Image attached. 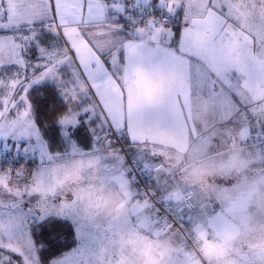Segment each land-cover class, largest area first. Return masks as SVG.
Segmentation results:
<instances>
[{
    "label": "snow or ice",
    "instance_id": "snow-or-ice-1",
    "mask_svg": "<svg viewBox=\"0 0 264 264\" xmlns=\"http://www.w3.org/2000/svg\"><path fill=\"white\" fill-rule=\"evenodd\" d=\"M45 79L62 152L29 98ZM82 114L87 148L68 131ZM9 140L36 164L0 169V264H264V0H0ZM64 221L75 242L46 256L34 226L66 240Z\"/></svg>",
    "mask_w": 264,
    "mask_h": 264
},
{
    "label": "trees",
    "instance_id": "trees-1",
    "mask_svg": "<svg viewBox=\"0 0 264 264\" xmlns=\"http://www.w3.org/2000/svg\"><path fill=\"white\" fill-rule=\"evenodd\" d=\"M29 98L34 106L37 123L41 129L42 136L47 141L51 150L62 151L64 149L65 138L60 131V125L56 122V114L63 110V98L57 90L56 86H52L47 82L32 85L29 89ZM83 131V128H82ZM84 136H89L88 128L85 126ZM83 140L81 136L77 141ZM127 142L126 140H124ZM128 144V142H127ZM130 147V146H129ZM7 162V161H6ZM19 165L26 164L23 161H16ZM2 168H6L5 164H1ZM27 165V164H26ZM66 240H54L50 238V234L46 228L39 225L34 226L33 237L37 244L43 245L41 252L46 256L48 254H58L61 250H66L75 241L72 239V225L68 221H64L63 229Z\"/></svg>",
    "mask_w": 264,
    "mask_h": 264
},
{
    "label": "rangeland",
    "instance_id": "rangeland-1",
    "mask_svg": "<svg viewBox=\"0 0 264 264\" xmlns=\"http://www.w3.org/2000/svg\"><path fill=\"white\" fill-rule=\"evenodd\" d=\"M39 38H40L41 43L45 44V45H47L50 41L56 39L54 34L49 33L47 31H41ZM26 57L29 60H36L37 59L38 53H37V50L35 49V47H30L26 51ZM44 82H47V83H49L52 86H56V83L53 80H48V79H45V80H43V81H41L39 83H36V84H40V83H44ZM36 84H33V85H36ZM57 90L59 91L58 88H57ZM79 120H80V123L77 126H75L74 128L73 127H69V129H68L69 137L72 140L73 139H79L81 136L83 137V139H86V136H84V134H83L85 126L87 127V124L85 123L86 118H85V116H83V117L80 116ZM82 128H83V131H82ZM7 143H8L9 146L7 148H5V147H3V142L0 141V160H1V162H3V164H5L6 166H8V165L10 166V163L13 164L12 168H16V167L21 166L20 163L18 165L16 163V160H13V159H14V156H15V158L17 156H20V155L28 156L29 153H26V152L23 151L24 146H25V144H23V143H27V142L24 141V140L19 141V148H17L16 147V143L11 141V140H9ZM7 151L10 152V156L4 155L5 152H7ZM31 162H32V164H31V168H32V167L35 166L36 161L33 160ZM249 163H250V160H249V158L247 156H244V155L238 156L237 165L241 168V170H243L245 167H247ZM23 166L26 167V168H30V166H28L26 164H23ZM0 169H3L1 164H0ZM129 177H130V175H129Z\"/></svg>",
    "mask_w": 264,
    "mask_h": 264
},
{
    "label": "built area",
    "instance_id": "built-area-1",
    "mask_svg": "<svg viewBox=\"0 0 264 264\" xmlns=\"http://www.w3.org/2000/svg\"><path fill=\"white\" fill-rule=\"evenodd\" d=\"M125 145V152L127 157V162L130 167V171L128 174L130 177H134V183L137 187H144L150 183V173L148 172V169H144L142 166H138L137 164L133 163V157L135 153L130 149L127 142L123 141ZM0 164H3L0 160ZM7 167H13V164L10 163V166Z\"/></svg>",
    "mask_w": 264,
    "mask_h": 264
},
{
    "label": "crops",
    "instance_id": "crops-1",
    "mask_svg": "<svg viewBox=\"0 0 264 264\" xmlns=\"http://www.w3.org/2000/svg\"><path fill=\"white\" fill-rule=\"evenodd\" d=\"M83 116H85V118L87 119V114H82L81 115V117H83ZM87 124V128H88V133H89V136L90 137H88V135L86 136V139H81V140H79V141H77V139H73V141H75L79 146H81V147H83V148H87V147H89L90 146V143H91V134H90V132H89V127H90V124H91V121H89L88 123H86ZM44 138V137H43ZM45 139V138H44ZM23 144H26V143H23ZM49 146V145H48ZM50 148V147H49ZM66 149V141H65V143H64V149L62 150V151H64ZM130 149L134 152V153H136V149L134 148V147H131L130 146ZM51 150V149H50ZM52 151H54V150H52ZM62 151H60V152H62ZM13 154V153H12ZM4 155H8V156H10V152L9 151H7V152H5V154ZM14 155V154H13ZM12 159V158H11ZM13 160H16V161H23V162H25L28 166H30V168H31V164H32V162L31 161H36V157L33 155V154H31V153H29L28 154V156H26V155H20V156H17L16 158H15V156H14V159ZM148 172L150 173V170L148 169Z\"/></svg>",
    "mask_w": 264,
    "mask_h": 264
}]
</instances>
